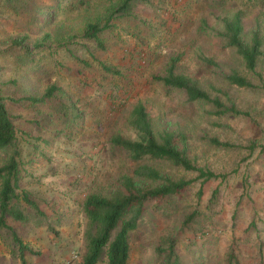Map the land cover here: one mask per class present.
Here are the masks:
<instances>
[{"label":"rangeland","instance_id":"rangeland-1","mask_svg":"<svg viewBox=\"0 0 264 264\" xmlns=\"http://www.w3.org/2000/svg\"><path fill=\"white\" fill-rule=\"evenodd\" d=\"M113 1L30 0L32 9L41 6L53 16L52 23L36 19L31 27L20 24V14L26 22L29 13L0 1V94L25 101L51 84L60 87L46 103L14 105L12 111L22 153L21 182L50 221L38 226L41 217L25 202L21 208L26 221L7 217L35 252L27 255L29 264H81L88 222L85 198L111 196L120 177L152 162L135 161L110 142L117 132L135 135L129 121L139 101L146 104L155 129L189 134L185 146L198 167L227 177L203 186L198 179L181 196L158 206L149 202L130 232L129 264L165 263L171 248L180 264H236L229 261L231 247L239 264H264V45L259 75L249 72L236 50L203 24L220 29L221 16L241 10L246 38L257 26L264 35V0H136L131 14L118 16L101 32L102 48L82 32L90 17ZM46 31L53 35L50 48L36 53L34 63H19L12 38L27 32L34 42ZM173 57L180 58L179 72L208 90L213 85L224 88L249 116H216L210 104L190 101L184 91L155 81L153 75L163 74ZM234 70L254 86L231 85L225 75ZM212 136L238 147H215L206 139ZM160 166L186 178L199 173L170 163ZM217 187V203L209 208ZM195 211L205 230L184 223ZM0 264H22L6 232L5 238L0 234ZM98 264H106V257Z\"/></svg>","mask_w":264,"mask_h":264},{"label":"trees","instance_id":"trees-1","mask_svg":"<svg viewBox=\"0 0 264 264\" xmlns=\"http://www.w3.org/2000/svg\"><path fill=\"white\" fill-rule=\"evenodd\" d=\"M0 1L19 12L21 11V13L25 12L27 15L29 13V20L26 22L24 15L20 14L22 26L29 25L31 27L34 22H37L36 19L43 23H52L53 16L41 6L32 9L30 0ZM84 1L80 0L82 3ZM135 1L115 0L111 2L101 14L90 17L85 24L82 37L96 40L99 46L103 48L101 32L111 28L118 16L131 14L134 10ZM219 21L222 25L220 29L208 25L206 21L203 24L206 29L213 30L221 36L225 40L226 46L236 50L249 72L258 73L257 66L264 45V35L260 33V26L254 27L250 38H246L241 10L221 16ZM52 37V32L46 31L34 42H31L30 34L27 32L12 38L11 41L18 62L22 65L34 63L36 53L50 48ZM179 60V57H173L163 74L153 75L154 80L163 83L168 88L184 91L190 101L210 104L211 113L216 116L226 113L249 116L248 111L238 108L232 101L229 92L224 88L213 85L211 90H208L200 86L192 76L179 72L177 70ZM205 60L208 63L216 64L212 59L205 58ZM107 70L111 71V68H107ZM225 79L231 85L238 87L254 86L247 76L237 70L225 75ZM262 87L264 89V82ZM59 90L60 87L57 84H51L39 96H26V102L24 97L23 99L13 97L7 99L0 94V234L3 238H5V232L11 236L13 243L18 247V256L22 264H29L27 255L35 252L31 245L17 233L15 227L7 222V217L12 216L17 220L26 221L24 211L21 208L25 202L41 217V220L37 222L38 226L48 225L50 221H47L48 215L41 210L32 192L24 187L21 182L23 177L20 167L22 153L18 144V129L12 111L14 105L30 103L40 106L53 98ZM80 114L81 112H78L77 117ZM129 125L135 135L126 136L120 132L114 133L110 137L111 144L127 152L135 161L150 159L152 162L138 164L132 175L125 174L120 177L117 190L111 196L91 194L85 198L83 209L88 222L85 231L86 250L81 264H98L104 257H106V264H129L130 232L138 227L140 220L146 213L149 202H154V205L158 206L171 197L181 196L198 179H202L203 186L210 179H225L227 177L226 173H217L196 165L194 157L185 146L190 139L188 133L179 129H155L144 102L139 101L135 104ZM206 139L215 147H238L235 143L222 140L217 136ZM161 163H170L185 171H198L199 173L196 178L166 173L160 166ZM219 192L218 187L214 189L208 204L209 208L217 203ZM199 194H202V187ZM198 216V211L192 212L186 216L184 223L186 225L194 223L200 229L202 228L201 230H205L203 229V221ZM51 230L55 231L54 227ZM202 234L203 231L196 235ZM228 257L230 262L239 264L233 247H231ZM162 264H180L175 258L172 248L167 261Z\"/></svg>","mask_w":264,"mask_h":264},{"label":"crops","instance_id":"crops-1","mask_svg":"<svg viewBox=\"0 0 264 264\" xmlns=\"http://www.w3.org/2000/svg\"><path fill=\"white\" fill-rule=\"evenodd\" d=\"M6 253H7V252H5V251H4V254H3V255H6V256H8V254H6ZM5 258H8V257H5Z\"/></svg>","mask_w":264,"mask_h":264}]
</instances>
